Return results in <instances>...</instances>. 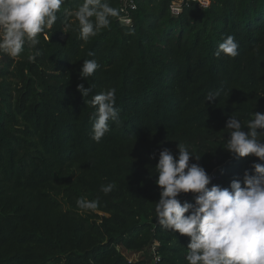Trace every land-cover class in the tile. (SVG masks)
<instances>
[{
    "label": "trees",
    "instance_id": "1",
    "mask_svg": "<svg viewBox=\"0 0 264 264\" xmlns=\"http://www.w3.org/2000/svg\"><path fill=\"white\" fill-rule=\"evenodd\" d=\"M172 1L136 0L130 25L113 18L87 43L62 31L72 21L61 12L47 40L17 58L0 54V264H186L189 238L154 219L159 151L187 144L212 177L208 187L264 164L223 148L232 114L244 122L264 113V0H209L204 9L189 1L177 16ZM228 35L238 55L218 59ZM85 59L100 65L87 81ZM79 83L91 95L116 89L119 124L99 143ZM213 91L217 100H204ZM108 183L116 187L105 195ZM80 198L97 208L81 210ZM179 198L194 203L190 193ZM123 251L142 255L130 261Z\"/></svg>",
    "mask_w": 264,
    "mask_h": 264
},
{
    "label": "clouds",
    "instance_id": "2",
    "mask_svg": "<svg viewBox=\"0 0 264 264\" xmlns=\"http://www.w3.org/2000/svg\"><path fill=\"white\" fill-rule=\"evenodd\" d=\"M66 4L67 0H0V54L17 58L25 46L39 45L41 36L47 40L46 33L53 29L61 12L72 21L64 24L62 31H78L79 38L87 43L108 29L122 11L110 0H78L72 8ZM214 55L218 59L235 58V37L226 36ZM99 67L95 59L83 60L80 78L87 81ZM77 91L86 98L93 87L79 83ZM219 96L220 91L209 92L204 100L213 102ZM85 103L95 109L90 137L99 143L110 132L112 122L119 124L116 89L102 90ZM224 129L228 136L223 148L233 158L254 156L264 161V113L253 112L244 122L232 114ZM177 147L175 155L168 148L159 151L155 175L150 174V178L155 177L160 189L154 219L162 230L189 238L186 264H264V164L253 162L242 178L231 180L228 187H208L212 177L198 163L201 156L194 155L185 143ZM151 158L155 159L156 153ZM192 158L197 162H190ZM115 187V183H108L100 190L107 195ZM189 193L194 203H182L181 194ZM76 204L81 210L91 211L97 208L98 201L80 198Z\"/></svg>",
    "mask_w": 264,
    "mask_h": 264
},
{
    "label": "built area",
    "instance_id": "3",
    "mask_svg": "<svg viewBox=\"0 0 264 264\" xmlns=\"http://www.w3.org/2000/svg\"><path fill=\"white\" fill-rule=\"evenodd\" d=\"M189 1L195 2L202 9L209 5V0H173L169 5L170 13L177 16L182 11V5ZM118 9L122 10L118 18L119 21L128 26L132 22V14L137 9L136 0H119ZM152 250L154 251V247Z\"/></svg>",
    "mask_w": 264,
    "mask_h": 264
},
{
    "label": "rangeland",
    "instance_id": "4",
    "mask_svg": "<svg viewBox=\"0 0 264 264\" xmlns=\"http://www.w3.org/2000/svg\"><path fill=\"white\" fill-rule=\"evenodd\" d=\"M123 254L130 261H136L142 255L140 253H135V252L133 253V252H128V251H123Z\"/></svg>",
    "mask_w": 264,
    "mask_h": 264
}]
</instances>
